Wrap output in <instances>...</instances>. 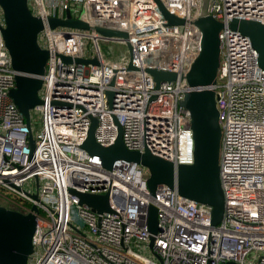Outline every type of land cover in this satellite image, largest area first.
I'll return each mask as SVG.
<instances>
[{
  "label": "built area",
  "instance_id": "2783aa9c",
  "mask_svg": "<svg viewBox=\"0 0 264 264\" xmlns=\"http://www.w3.org/2000/svg\"><path fill=\"white\" fill-rule=\"evenodd\" d=\"M32 1V13L45 20L39 43L51 55L31 126L11 96L17 71L0 28V205L37 216L28 263L264 264V68L250 37L229 26L234 19L264 23V0L211 1V14L225 23L221 64L215 85L195 88L179 79L157 87L146 69L179 75L190 69L202 49L203 33L193 23L202 0H162L185 25H169L156 0ZM68 13L90 28H52L47 22ZM0 21L4 25L1 14ZM98 26L129 36H105ZM101 41L130 42L132 49L115 59ZM62 54L98 58L99 64L67 63ZM210 87L222 129L225 198L216 226L210 205L183 197L175 187L159 184L153 195L144 165L118 159L107 169L101 156L83 147L96 117L95 139L102 146L115 143L121 126L130 150L149 148L176 164H192L191 111L180 102L187 91ZM74 191L109 194L112 210L98 212ZM150 204L157 207L160 227L153 246Z\"/></svg>",
  "mask_w": 264,
  "mask_h": 264
},
{
  "label": "water",
  "instance_id": "95a60500",
  "mask_svg": "<svg viewBox=\"0 0 264 264\" xmlns=\"http://www.w3.org/2000/svg\"><path fill=\"white\" fill-rule=\"evenodd\" d=\"M212 0H202L199 16L193 21L202 33V49L199 56L192 63L190 69L181 75L176 72L147 68L157 87L163 81L180 80L185 86H213L217 82L218 70L221 64L220 31L225 23L216 19L210 11ZM169 25H185L186 20L171 13L162 0H156ZM3 11L4 25L1 24L3 37L10 53L13 68L17 71L16 87L11 96L26 122L31 126V109L42 103L39 92L43 86L42 76L45 74L47 61L51 55L48 49L39 43V35L45 27V20L32 13L29 0H0ZM48 24L52 28L72 27L89 29L90 25L75 19L70 13L67 18L49 17ZM229 26L250 37L253 46L259 51L260 64L264 68V23L253 20L234 19ZM96 29L105 36H120L127 38V31L98 26ZM129 51L130 42L126 44ZM67 63L82 62L99 64L98 58H81L61 55ZM130 69H135L132 62ZM111 102L114 93L108 92ZM191 111L190 125L195 141L194 162L192 164H176L173 161L153 154L149 148L144 152L130 150L123 140V128L119 126V135L115 143L105 147L95 139L98 124L96 117L92 118V125L83 147L91 154L101 156L103 166L111 169L118 159L138 162L150 171L148 186L153 195L159 184L175 187L179 194L196 202L212 207L213 225H218L225 215V198L220 179V155L222 129L219 110L217 107L214 88L202 90L191 89L180 102ZM31 147L34 150L32 135ZM80 201L94 208L98 212L112 210L109 194L79 193ZM34 198H38L34 195ZM34 211H38L36 205ZM147 224L151 235L150 246H153L154 235L160 230L157 207H148ZM37 226L35 213H22L0 205V264H29V256L33 253V235Z\"/></svg>",
  "mask_w": 264,
  "mask_h": 264
},
{
  "label": "rangeland",
  "instance_id": "374dc122",
  "mask_svg": "<svg viewBox=\"0 0 264 264\" xmlns=\"http://www.w3.org/2000/svg\"><path fill=\"white\" fill-rule=\"evenodd\" d=\"M30 5H32L33 1L30 0L29 1ZM0 14L3 15V11L0 7ZM40 43L43 45L44 43L42 41H40ZM101 48L102 50H104L105 52H113V58L115 59H119V60H123L124 58L127 57V55H129V49L128 46L125 44H115V43H111V42H100ZM58 46L61 47L62 46V41L59 40L58 41ZM33 124H34V119H33ZM41 123H37V127H40ZM143 253L151 256L149 250H143ZM254 256V255H252ZM251 256V257H252ZM250 257V258H251Z\"/></svg>",
  "mask_w": 264,
  "mask_h": 264
}]
</instances>
